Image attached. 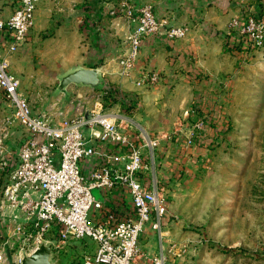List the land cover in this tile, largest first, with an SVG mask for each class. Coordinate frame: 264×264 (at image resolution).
Wrapping results in <instances>:
<instances>
[{"label": "built area", "instance_id": "obj_1", "mask_svg": "<svg viewBox=\"0 0 264 264\" xmlns=\"http://www.w3.org/2000/svg\"><path fill=\"white\" fill-rule=\"evenodd\" d=\"M38 1L0 0V101L9 110L7 121L18 127L16 152L0 159V219L7 227L0 231V262L7 246L16 250L19 264L49 244L51 255L79 246L74 264H182L163 235L174 216L159 173L161 149L177 133L137 125L129 111L137 108L139 96L120 84L105 86L104 78L106 97L122 111L105 113L96 103L58 124L36 112L12 71L11 57L32 35ZM258 9V3L249 4L229 21L226 44L246 60L264 53V14ZM128 21L132 24L118 55L122 78L132 79L142 47L166 46L187 34L186 27L158 16L151 5L128 11ZM159 80L157 70L142 69L134 83L153 88ZM190 114L194 131L213 121L198 106ZM199 134L185 136L184 145L196 144ZM94 189L100 199L92 195ZM148 231L158 236L151 252L141 246Z\"/></svg>", "mask_w": 264, "mask_h": 264}, {"label": "rangeland", "instance_id": "obj_2", "mask_svg": "<svg viewBox=\"0 0 264 264\" xmlns=\"http://www.w3.org/2000/svg\"><path fill=\"white\" fill-rule=\"evenodd\" d=\"M166 1L46 0L42 12L39 5L36 11L39 16L35 15L38 26L34 24L33 29V32H40L35 48L11 57L12 71L20 79L21 89L34 110L56 124L85 114L94 109L96 103L105 113L117 112L119 108L122 111L124 108L118 106V102L106 97V88L93 90L70 85L66 95L57 91L59 76L92 63L91 59L82 58L83 52H57L58 44L65 42L59 33L123 32L127 28L128 11L151 5L157 12ZM66 41L72 48L87 42L77 37ZM214 49L203 73L193 76L187 70V79L191 77L192 80L177 82L184 85L179 94L183 98L174 105L178 121L188 127L185 136L192 133L195 136L201 131L192 129L195 118L190 110L198 105L193 101V93L204 92L216 98L211 104L220 109L222 124L217 145L208 149L210 152L188 154V158H192L190 168L181 164L176 175L172 173V178L168 179L169 209L174 221L162 231L182 264H264V116L246 115L244 107L248 104L237 97V94L245 93L244 86L238 83L237 66L247 63L246 58H237V52L228 48L226 39L217 43ZM100 61L102 63L103 59ZM196 61L197 57H194L192 64L197 65ZM110 78H104L107 87L110 83L117 84ZM175 90L173 86L168 88L169 93ZM209 101L205 99L204 104ZM137 105L129 112L139 116L144 109L140 108V102ZM6 114L9 116L7 106L0 101V159L11 144ZM15 126L13 129L17 133ZM180 126L167 125L165 128V132H176L177 139L167 143L164 152L176 140L186 138L179 130ZM169 160L172 161V157ZM92 195L100 199L98 190H92ZM5 222L0 219L2 233L7 230ZM144 238L148 248L157 247L156 234L146 232ZM80 252L79 246L54 251L51 264H74ZM3 256L0 264H18L15 249L5 247Z\"/></svg>", "mask_w": 264, "mask_h": 264}, {"label": "crops", "instance_id": "obj_3", "mask_svg": "<svg viewBox=\"0 0 264 264\" xmlns=\"http://www.w3.org/2000/svg\"><path fill=\"white\" fill-rule=\"evenodd\" d=\"M255 1L257 0L166 1L156 14L167 18L172 24L186 27V37L174 43H169L165 47H142L132 79L122 78L118 75V55L122 50V41L131 27L132 23L130 21H127V28H124L123 32H60L59 35L64 37L65 42L58 44L56 51L63 54L69 52L85 53V56L82 58L85 60L91 59L92 63L88 66L80 65L81 67L98 68L103 78L110 76L111 81L120 84L123 91L138 95L139 102L141 103L140 108L144 109V111L139 116L138 113L129 112L137 125L149 132H161L165 130L167 125L176 127L180 124L179 130L185 136L188 133L186 132L188 127L184 126L183 121H178L179 118L175 113L176 106L174 102L183 98L179 94L184 88L183 84H178L177 82L179 80H192L191 77L187 79V75L185 74L187 70L191 71L193 76H196L208 68L209 63L207 62L210 61V57H213L215 53L214 46L228 39L229 21L234 12L243 9L249 4H256ZM45 2L46 0L38 1L37 8L40 5V12L44 10ZM5 12L8 13L6 8ZM36 16H39V11ZM36 16L34 24L37 27L38 20H36ZM39 33L32 32L23 51L35 48V41ZM71 37H77L87 42L80 43L72 48L66 41ZM263 56L264 53H254L250 58H247V63L237 66V73L240 74L238 83L245 88V93H239L237 97L238 99L241 98V100L243 98V103L248 104L244 107V113L254 118L264 116V103H261V101H264ZM194 57H197V65L192 64ZM240 57L242 55L237 54V58ZM101 59H103L102 63ZM113 62L115 63L113 64ZM142 69L157 70L159 72L160 80L156 86L146 88L135 85L134 80H136ZM113 75L115 76L112 77ZM170 86H173L177 90L174 93H169L168 88ZM205 99L211 102L209 101L205 105ZM215 99L211 94L204 92L193 93V101L198 104L199 110L204 113H212L213 121L206 120L204 128L199 134L200 139H198L196 144L189 147L184 145V139H178L165 152L163 151L164 148L161 149L162 167L159 173L164 180L166 179V182L172 178V173L176 175V172L181 169V164L190 168L191 162L189 161H192V158L189 159L188 154L194 153L197 155L198 153L210 152L208 149L217 145L216 142L220 133L219 128L222 124L219 120L220 109L216 105L213 106L211 104ZM2 104L6 105L4 102ZM7 111L9 112L8 108ZM6 117L8 118L9 116L6 114ZM7 118L5 119L7 129H5L8 131L11 144L9 150H5L3 157H7L10 153H15L17 150V140H14L17 137V133L13 129V125L15 124L8 122ZM169 157H172V161L169 160ZM146 241V238L143 241L141 240V246L146 251L151 252L154 249L148 248Z\"/></svg>", "mask_w": 264, "mask_h": 264}, {"label": "water", "instance_id": "obj_4", "mask_svg": "<svg viewBox=\"0 0 264 264\" xmlns=\"http://www.w3.org/2000/svg\"><path fill=\"white\" fill-rule=\"evenodd\" d=\"M57 91L66 95V88L70 85L88 87L100 90L104 86V79L98 68L78 67L59 76ZM52 248L49 244H42L37 250L21 259L20 264H51Z\"/></svg>", "mask_w": 264, "mask_h": 264}, {"label": "trees", "instance_id": "obj_5", "mask_svg": "<svg viewBox=\"0 0 264 264\" xmlns=\"http://www.w3.org/2000/svg\"><path fill=\"white\" fill-rule=\"evenodd\" d=\"M258 7H259V9H258V14L259 15H262V14H264V4L262 3V2H259L258 3ZM201 112V111H200ZM201 115H203V117L205 118V119H207V118H209V117H212V114H210V113H204V112H201Z\"/></svg>", "mask_w": 264, "mask_h": 264}]
</instances>
